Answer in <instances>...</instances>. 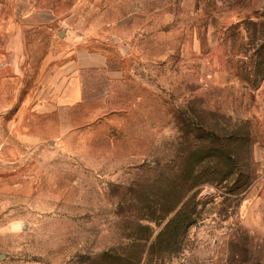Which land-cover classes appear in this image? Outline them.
I'll use <instances>...</instances> for the list:
<instances>
[{"label": "rangeland", "instance_id": "obj_1", "mask_svg": "<svg viewBox=\"0 0 264 264\" xmlns=\"http://www.w3.org/2000/svg\"><path fill=\"white\" fill-rule=\"evenodd\" d=\"M47 1L21 97L107 73L1 123L0 264H264V0Z\"/></svg>", "mask_w": 264, "mask_h": 264}, {"label": "crops", "instance_id": "obj_2", "mask_svg": "<svg viewBox=\"0 0 264 264\" xmlns=\"http://www.w3.org/2000/svg\"><path fill=\"white\" fill-rule=\"evenodd\" d=\"M48 2L47 0H0V74L2 73L0 125L5 118L10 119L13 114V123L9 121L11 133L16 131L17 113L46 117L49 113L62 110L65 105L78 104L83 98L84 73L88 71L107 73L105 54L77 49L71 54L65 67L62 66L60 70L52 69L53 73L49 78L47 76L45 78L44 75L53 59H45L38 79L40 82L38 90L34 94L21 97V81L17 80V73H20V69L26 65V56L29 55L27 41L37 29L59 18L53 9L54 6ZM3 72L9 73L7 78ZM26 134L23 132L19 135Z\"/></svg>", "mask_w": 264, "mask_h": 264}]
</instances>
